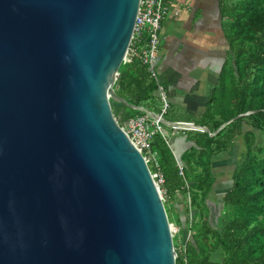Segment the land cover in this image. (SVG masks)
Listing matches in <instances>:
<instances>
[{"label": "water", "instance_id": "water-1", "mask_svg": "<svg viewBox=\"0 0 264 264\" xmlns=\"http://www.w3.org/2000/svg\"><path fill=\"white\" fill-rule=\"evenodd\" d=\"M140 2L0 0V264H177L111 105L150 111L115 88Z\"/></svg>", "mask_w": 264, "mask_h": 264}, {"label": "trees", "instance_id": "trees-1", "mask_svg": "<svg viewBox=\"0 0 264 264\" xmlns=\"http://www.w3.org/2000/svg\"><path fill=\"white\" fill-rule=\"evenodd\" d=\"M221 8L227 21L229 56L219 82L200 118L174 119L192 120L209 131H183L189 133L187 145L178 153L160 134L151 144L159 154L161 188L168 200L173 205L181 192L187 196V213L195 210L187 219L192 239L175 245L177 264H264V0H223ZM142 43L136 46L141 48ZM157 87L138 57L122 64L115 83L120 96L148 107L156 102ZM111 105L121 124L144 113L115 100ZM173 114L169 111L168 118ZM240 137L245 153L233 171L232 188L224 194L222 217L214 223L208 201L216 178L214 157L232 151ZM177 215L175 222L180 225Z\"/></svg>", "mask_w": 264, "mask_h": 264}, {"label": "crops", "instance_id": "crops-1", "mask_svg": "<svg viewBox=\"0 0 264 264\" xmlns=\"http://www.w3.org/2000/svg\"><path fill=\"white\" fill-rule=\"evenodd\" d=\"M222 3L223 0H171V9L163 21L157 67L160 80L166 85L172 107H180L189 119L196 120L206 112L229 56ZM171 141L177 153L185 150L187 138Z\"/></svg>", "mask_w": 264, "mask_h": 264}, {"label": "built area", "instance_id": "built-area-1", "mask_svg": "<svg viewBox=\"0 0 264 264\" xmlns=\"http://www.w3.org/2000/svg\"><path fill=\"white\" fill-rule=\"evenodd\" d=\"M170 5L171 0H141L133 38L125 61V63H130L134 57H138L148 67L151 77L157 82L156 96L159 111L144 112L132 117L124 124L119 122L130 140L144 155L150 169L151 165L154 166V170L151 169V172L159 185L163 183L164 176L159 170V154L151 147L154 137L160 134L171 145V136L168 134L167 128L171 129V135L183 131H209L192 120L168 119L172 103L166 85L160 80L157 67L161 48V30L163 21L171 9ZM138 41H143L141 48L136 46ZM181 173H183L182 170ZM161 194L163 196L162 192ZM176 230L172 227L173 237Z\"/></svg>", "mask_w": 264, "mask_h": 264}, {"label": "rangeland", "instance_id": "rangeland-1", "mask_svg": "<svg viewBox=\"0 0 264 264\" xmlns=\"http://www.w3.org/2000/svg\"><path fill=\"white\" fill-rule=\"evenodd\" d=\"M227 21L225 20L224 26H226ZM148 105V104H147ZM150 109L152 111L158 112V101L156 99L155 104H150ZM170 111L175 114L174 117H170L168 119L174 120L175 118H188V115L183 113L182 109L180 107H171ZM173 114V115H174ZM245 129H250V126H245ZM168 134L171 136V140H175L178 137H185L187 138L186 133L179 132L175 135H171V129L167 128ZM172 142V141H171ZM187 145V144H186ZM245 143L243 137H240L232 151L230 152H222L215 156V164H214V173H215V181L213 183L211 193L208 196L209 206L211 209V217L212 221L215 223L218 221L220 217H222L221 212L224 210V204H223V197L226 191L232 188L233 186V171L237 165V163L241 160L243 157V154L245 153ZM161 188V184H160ZM161 192L163 193L164 202H167V206L169 208V214L170 216L173 214L174 222H171L172 227L177 229L176 233L174 234V243L178 246H183L186 244L188 240L192 239V232L190 231L188 218L193 217L195 210H193L192 213H187L186 207H187V196L185 197L183 193L179 192L177 194V197L174 199L173 205L170 202V199L168 200V197L166 196V192L164 189L161 188ZM176 209V212L173 211V207ZM178 214H180L181 223L178 225L175 220L177 219ZM219 214V215H217ZM177 215V216H176ZM183 248V247H181Z\"/></svg>", "mask_w": 264, "mask_h": 264}]
</instances>
